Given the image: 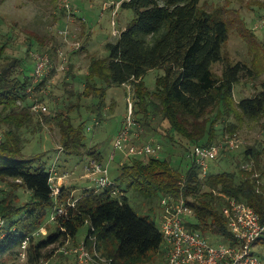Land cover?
<instances>
[{
	"label": "trees",
	"instance_id": "1",
	"mask_svg": "<svg viewBox=\"0 0 264 264\" xmlns=\"http://www.w3.org/2000/svg\"><path fill=\"white\" fill-rule=\"evenodd\" d=\"M202 1L123 0L120 7L132 9L135 18L117 33L120 37L116 42H108V57H91L88 72L82 78L85 87L78 92L79 96L100 98V103L93 106L101 107L107 104L109 87L131 83L137 97L134 114L140 132L135 141L149 138L150 130L157 131L160 126L168 125L167 137L156 135L157 132L153 136L163 146V140L168 139L173 147L181 144L187 151L196 145L219 143L214 142V137L224 128L232 132L240 120L263 118L264 84L258 93L237 101L235 84L256 76L255 68L247 62L227 60L223 47L230 38V23L220 9L208 10ZM61 13L66 17L64 9ZM239 28L244 37L264 52V40H260L256 29L248 26L247 18H242ZM10 39L0 36V131L4 137L0 145V182L14 179L15 186L32 191V198L23 204L16 203L18 194L12 190L0 198V214L8 222L7 234L0 243V256L11 247L14 255L20 254V248L29 238L27 263L41 264L52 256L59 243L69 236L77 237L82 226L88 224V236L97 238L104 253L113 258V264H142L151 253L160 251L164 235L155 219L137 212L127 194L116 197L112 189L97 191L95 187H88L78 197L76 206L68 207L67 216L59 217L53 227L48 224V217L57 204L50 170L47 163L35 164L38 156L25 155L26 131L32 128L36 132L43 128L44 118L47 122L53 119L60 128L61 147L66 153L88 155L100 162L104 156L97 145L87 143L86 123L77 122L79 117L73 112L76 108L79 111L80 102L71 103L67 110L50 116L44 111L39 115L33 111L37 102H53L44 90L48 88L49 76L37 79L35 68L29 70L31 45L25 49L24 56L10 54ZM219 62L224 67L217 75L214 65ZM71 69L67 70L68 75L72 74ZM153 69L163 73L157 77L156 88L150 89L145 77ZM216 107L222 115L210 113L206 118ZM100 115L98 121L102 120ZM185 142H191L193 147ZM259 144L246 145L242 161L233 169L226 165L222 171H215V161L222 156L232 160V167L235 164L237 156L233 149L238 146L232 148L228 144L217 159L210 161V171L205 177L185 155L189 162L183 173L178 167L182 158L175 164L171 156L162 154L145 158L124 153L128 161L121 162L116 180L125 193L134 188L146 199H162L165 195L177 201L183 199L194 211L192 215H185L186 225L229 244L233 234L224 214L229 198L246 202L264 218V140ZM73 198L76 196L71 187L62 186L59 203ZM45 225L52 228L43 235L39 230ZM258 245L262 248L257 249L261 256L264 236ZM2 258L0 264H5Z\"/></svg>",
	"mask_w": 264,
	"mask_h": 264
},
{
	"label": "rangeland",
	"instance_id": "2",
	"mask_svg": "<svg viewBox=\"0 0 264 264\" xmlns=\"http://www.w3.org/2000/svg\"><path fill=\"white\" fill-rule=\"evenodd\" d=\"M123 0H0V36H9L10 47L8 52L16 56H24L27 54L25 49L31 45L29 54V70L36 68V55L43 56L48 54L51 58V68L49 70L48 88L44 89L48 93L50 100L37 102L47 106L44 111L48 116L54 115L57 111H65L71 103H81L79 111L75 109V116L78 115L77 122H85L87 125V143L97 145L98 149L103 153L104 164L109 166L110 177L116 180L120 174V165L123 160L128 161L126 155L115 148L114 139L117 137L122 128V124L126 120L128 113V98L131 97L133 102L134 113L137 109L136 93L134 86L131 83L112 86L108 88L106 102L107 104L94 108L95 103H100V98L92 96H79L78 92L83 91L85 80L83 76L88 72V65L91 57H108L110 50L107 47L108 42H116L119 35L116 32H121L135 18V13L132 9L120 7ZM264 0H203L202 6L208 10L220 9L221 14L230 23V38L223 47V52L227 60L233 62H247L255 68L256 76L253 78H243L239 83L235 84V98L240 100L242 97L252 96L258 93L264 84V52L258 44H255L249 38L244 37L240 33L239 25L242 18H247L249 27L256 29L260 40H264ZM117 8L116 14L114 9ZM61 9L67 14L62 17ZM62 17V18H61ZM65 31V33H63ZM251 41L253 44H251ZM82 47V48H81ZM52 49L50 52H46ZM32 56V58H31ZM72 66H71V64ZM72 74L68 75L67 70L71 68ZM224 67V63H215L214 70L217 75H220ZM163 73L160 69H153L145 77V83L150 89H155L157 85V77ZM73 75L75 77H73ZM74 92V93H72ZM79 107V106H78ZM93 107V108H91ZM94 110V111H93ZM37 115L42 111H34ZM81 112V116L79 115ZM101 112L102 124L99 126L93 115ZM217 112V113H214ZM218 114L219 108L211 110L207 116ZM98 115V116H99ZM219 115H222L219 113ZM43 116V115H42ZM44 117V116H43ZM232 120L235 119L232 116ZM155 125V122H152ZM264 117L260 120H240L235 125L236 128L232 132L226 128L221 130L220 135L215 136L214 142L220 144L227 143L230 138H238L241 144L233 149L235 164L233 167L230 162L220 157L215 161V171H222L228 165L229 169H233L238 162L244 157V148L246 145L259 143L264 139ZM89 126L92 130H89ZM157 131H149V138H155L154 133L162 134L167 137L168 125L160 126ZM58 124L52 119L47 122L43 119V128L37 129L36 132L30 128L26 131V143L24 152L26 156H38L36 165L39 163H47L50 170L53 163L57 162L62 167L70 171L71 180L75 190L76 198L80 197L86 189L95 186L94 180L83 178L82 175L87 173L89 163L88 155H70L64 150H61V133ZM236 134V135H235ZM230 135H235L231 137ZM165 148H173L171 159L177 164L180 158L183 159L179 163V168L185 173L188 169L186 160L187 147L181 144L173 145L170 140L164 139ZM187 141V140H186ZM186 145L193 147L191 142H185ZM227 145V144H226ZM227 147V146H225ZM228 154V153H227ZM232 154V153H230ZM185 155V157H184ZM116 156L115 159H113ZM149 158V157H145ZM241 164V163H240ZM72 174V175H71ZM17 183L14 179H8L0 182V198L4 192L14 191L16 203L23 204L30 201L32 191L21 186H15ZM3 190V191H1ZM126 194L130 196V201L133 207L141 216H150L155 219L156 224L162 229L161 218L164 214L161 198L157 197L152 200L141 196L134 188H129ZM52 227L56 225L54 221L48 224ZM47 232L52 227L48 225ZM46 232V234H48ZM89 226L84 225L80 229L77 237H71L74 241H82L88 236ZM44 235V233H42ZM45 234V235H46ZM209 241L214 244H219L222 240L216 236L207 235ZM51 248V247H50ZM11 247L6 253H3L2 260L5 264H28L27 256L22 252L18 255L12 253ZM18 248V250H20ZM255 249L261 251V246H256ZM103 253L104 250L102 249ZM54 251H52V254ZM51 254V255H52ZM105 254V253H104ZM166 257V249L163 244L160 251L153 252L142 264H162ZM261 257L264 259V250L261 252ZM63 260L62 256L50 258L51 264L56 261Z\"/></svg>",
	"mask_w": 264,
	"mask_h": 264
},
{
	"label": "built area",
	"instance_id": "3",
	"mask_svg": "<svg viewBox=\"0 0 264 264\" xmlns=\"http://www.w3.org/2000/svg\"><path fill=\"white\" fill-rule=\"evenodd\" d=\"M116 14V9L114 10ZM65 33V31L63 32ZM115 33H118L115 31ZM35 75L37 79L49 74L52 66L48 54L36 55ZM128 113L123 127L114 139L115 148L124 152L127 156L159 157L164 146L155 138L135 141L140 136L136 127L139 126L135 118L133 102L129 96ZM47 106L35 103L33 111H46ZM3 134L0 131V145L3 142ZM241 143L238 138H230L227 143H215L212 145H196L187 151L186 157L195 162L199 167L200 174L205 177L210 171V161L217 159L225 146L236 147ZM227 144V145H226ZM63 148H61L62 150ZM86 176L96 183L95 189L103 191L112 189L114 196L125 194L117 181L111 179L109 166L94 157H89ZM258 175V174H257ZM69 172L61 173L58 163L55 162L50 168V181L53 196L57 204L52 213L50 221L57 222L59 217L68 215V207H75L78 198L69 199L67 203H59L62 193V185ZM230 204L225 206L224 214L228 220V226L233 234L231 242L211 243L207 236L193 230L185 224V215H192L193 209L185 204L182 199L177 201L173 196L165 195L161 199L164 214L161 218L162 232L164 235V246L166 258L162 264H264V259L255 249L257 242L264 236V218L252 206L236 198H229ZM7 220L0 214V243L6 236ZM66 230V228H63ZM39 232L46 234V225ZM29 238L22 246V256H27ZM52 247V246H51ZM54 247V245H53ZM52 257L62 256L63 260L54 264H113L112 257L103 253L99 241L93 235L87 236L82 241H74L71 236L59 243ZM50 258L41 264H51Z\"/></svg>",
	"mask_w": 264,
	"mask_h": 264
},
{
	"label": "crops",
	"instance_id": "4",
	"mask_svg": "<svg viewBox=\"0 0 264 264\" xmlns=\"http://www.w3.org/2000/svg\"><path fill=\"white\" fill-rule=\"evenodd\" d=\"M127 84H129V83H127ZM97 116H98L97 114H94V115H93V120H95V122L100 126V125L102 124V120H101V121H98V117H97ZM122 125H123V124H122ZM89 130H92V127H91V126H89ZM90 145H91V144H90ZM93 146H94V145H93ZM172 149H173V148H170V149H169V148H165V146H164V149H163V151H162V156H166V157L171 156ZM123 153H124V152H123ZM88 157H89V156H88ZM113 157H114L113 159L116 158V156H113ZM103 163H104V158H103ZM58 166H59V171H60L61 173H64V172H69V173H70V171H69L68 169L62 167L60 164H59ZM71 175H72V174H71ZM82 177H83V178L91 179L90 177L86 176V173L83 174ZM70 178H71V176H70L69 178H66L62 186L74 187V186H72V185H74V184H73V183H70V180H71ZM91 180H93V179H91ZM115 181H117V180H115ZM93 182H95V181H93ZM95 186H96V183H95ZM95 186H94V187H95ZM71 189H72V190H75V189H73V188H71ZM125 194H126V193H125Z\"/></svg>",
	"mask_w": 264,
	"mask_h": 264
},
{
	"label": "clouds",
	"instance_id": "5",
	"mask_svg": "<svg viewBox=\"0 0 264 264\" xmlns=\"http://www.w3.org/2000/svg\"><path fill=\"white\" fill-rule=\"evenodd\" d=\"M115 9L117 10V8H115ZM115 9H114V10H115ZM60 149H61V148H60ZM62 150H63V149H62Z\"/></svg>",
	"mask_w": 264,
	"mask_h": 264
}]
</instances>
